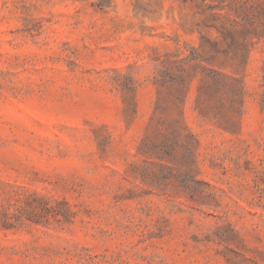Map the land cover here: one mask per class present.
<instances>
[{
  "label": "rangeland",
  "instance_id": "obj_1",
  "mask_svg": "<svg viewBox=\"0 0 264 264\" xmlns=\"http://www.w3.org/2000/svg\"><path fill=\"white\" fill-rule=\"evenodd\" d=\"M263 94L264 0H0V264H264Z\"/></svg>",
  "mask_w": 264,
  "mask_h": 264
},
{
  "label": "trees",
  "instance_id": "obj_2",
  "mask_svg": "<svg viewBox=\"0 0 264 264\" xmlns=\"http://www.w3.org/2000/svg\"><path fill=\"white\" fill-rule=\"evenodd\" d=\"M165 75V72H163L162 73V75H160L159 76V78H158V81H160V82H158L159 84H160V86L162 87V88H165L166 86V76H164ZM188 74V71L187 70H184V78H185V76ZM160 94H162L163 95V90L162 91H160ZM264 95V94H263ZM163 96H162V98L161 99H159L158 100V107H162L163 108ZM263 103H264V97H263ZM173 127H174V131H175V133H177L178 135H181L182 134V129H181V127L180 126H178V125H174L173 124ZM160 134V137H158L157 139H156V141H154L152 144H151V146L150 147H153V148H158V147H160V146H163V147H166V144H168V142H169V138H168V136H170L169 134H166V131H164V132H161V133H159Z\"/></svg>",
  "mask_w": 264,
  "mask_h": 264
}]
</instances>
